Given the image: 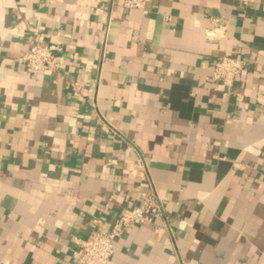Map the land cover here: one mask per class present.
Listing matches in <instances>:
<instances>
[{
    "label": "crops",
    "instance_id": "obj_1",
    "mask_svg": "<svg viewBox=\"0 0 264 264\" xmlns=\"http://www.w3.org/2000/svg\"><path fill=\"white\" fill-rule=\"evenodd\" d=\"M145 203L109 264H264V0H0V264H79Z\"/></svg>",
    "mask_w": 264,
    "mask_h": 264
},
{
    "label": "built area",
    "instance_id": "obj_2",
    "mask_svg": "<svg viewBox=\"0 0 264 264\" xmlns=\"http://www.w3.org/2000/svg\"><path fill=\"white\" fill-rule=\"evenodd\" d=\"M122 5L128 9L143 10L150 0H121ZM63 48L59 44H49L32 40L29 49L22 54V61L26 67L35 72H56L59 68L57 54ZM244 63L232 55L222 56L214 61L211 80L224 86H232L236 77L242 72ZM78 90V84L73 86ZM152 206L154 209H152ZM163 209L160 204L145 203L143 206L124 208L117 221L107 230L98 226L94 221V229L83 239H77V249L73 257L79 264H109L115 254V241L130 227L138 226L146 222H152L154 218L163 217Z\"/></svg>",
    "mask_w": 264,
    "mask_h": 264
}]
</instances>
